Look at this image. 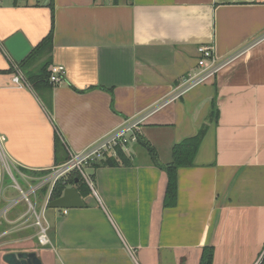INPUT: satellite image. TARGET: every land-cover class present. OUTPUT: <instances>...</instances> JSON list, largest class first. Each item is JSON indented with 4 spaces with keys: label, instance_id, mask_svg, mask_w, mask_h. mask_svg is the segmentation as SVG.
Masks as SVG:
<instances>
[{
    "label": "crops",
    "instance_id": "crops-1",
    "mask_svg": "<svg viewBox=\"0 0 264 264\" xmlns=\"http://www.w3.org/2000/svg\"><path fill=\"white\" fill-rule=\"evenodd\" d=\"M18 33L32 51L52 33L50 52L31 69L51 58L49 68H66L63 83L42 92L15 86L18 62L5 44ZM206 45L221 59L247 51L149 117L141 135L157 163L138 144L126 161L110 155L88 167L93 189L79 179L68 186L85 206L46 213L52 244L40 246L32 221L13 233L10 225L0 234V264L13 252H35L42 264H200L209 247L212 264H261L264 0H7L0 8V134L22 168L60 165L163 102L198 70L197 48ZM200 131L193 167L178 170L177 204L167 207L164 167L173 148ZM20 206L12 223L26 213Z\"/></svg>",
    "mask_w": 264,
    "mask_h": 264
},
{
    "label": "built area",
    "instance_id": "built-area-1",
    "mask_svg": "<svg viewBox=\"0 0 264 264\" xmlns=\"http://www.w3.org/2000/svg\"><path fill=\"white\" fill-rule=\"evenodd\" d=\"M6 2L7 0H0V8L4 7ZM197 51L198 70L177 83L172 94L163 102L127 120L123 125L113 129L84 150L70 153L69 158L60 165H55L43 171L22 168L6 154L4 144L7 142V138L0 134V224L6 223L16 226L11 231L13 233L25 229L32 221V225L36 230L35 236H37L40 246H50L52 244L49 236L51 226L46 213L50 209V202L54 200L52 196L58 183L72 174H78L82 181L93 189L91 179L87 173L88 167L103 161L110 155L117 156L119 151L124 155H129L131 147L138 145L142 139V127L150 119L149 117L164 106L180 100L192 89L205 85L208 81L217 77L247 50L246 48L241 49L223 59L218 57L217 50L213 45L200 46ZM13 69L15 86L26 88L29 84L18 63L15 64ZM49 71V83L52 86L56 87L64 82L67 71L63 65L52 66ZM12 189L19 192V197H8L7 193ZM40 193L42 194L41 198L38 197ZM21 204L27 207L26 213L12 223L8 218H10L12 211ZM38 207L41 209L39 212Z\"/></svg>",
    "mask_w": 264,
    "mask_h": 264
},
{
    "label": "trees",
    "instance_id": "trees-1",
    "mask_svg": "<svg viewBox=\"0 0 264 264\" xmlns=\"http://www.w3.org/2000/svg\"><path fill=\"white\" fill-rule=\"evenodd\" d=\"M117 1V0H115ZM52 34V33H51ZM51 34L45 39L41 45L35 48L29 56L25 59L24 62L18 63L21 71L23 72L27 83L31 85L37 92H42V90L47 89V91H51L54 86L49 83L50 71L48 70L49 66L52 64L51 58H49L46 62H44L37 70L31 69L32 66L38 61L41 60V57H44L50 51V46L53 42V38H51ZM205 136L204 131H200L199 134L193 137L190 140L177 144L173 148L172 154V162L164 167L168 175V187L165 196V205L167 207H174L177 204V195H178V170L180 168H190L193 167V161L195 159L196 154L198 153V148L200 143ZM140 145L145 146L146 150L149 152L150 156L154 163H157L158 156L156 151L148 144H146L145 140L142 138L139 142ZM117 157L126 161V155L119 151L117 153ZM157 165V164H156ZM79 179L77 185L84 184L82 179L78 174H72L67 179L62 180L57 184L55 192L52 196V199L61 198L65 189L68 188L69 185L76 186V180ZM83 182V183H82ZM214 260V248L209 247L204 249L203 256L201 258L200 264H212ZM264 264V258L261 262Z\"/></svg>",
    "mask_w": 264,
    "mask_h": 264
},
{
    "label": "water",
    "instance_id": "water-1",
    "mask_svg": "<svg viewBox=\"0 0 264 264\" xmlns=\"http://www.w3.org/2000/svg\"><path fill=\"white\" fill-rule=\"evenodd\" d=\"M7 51L14 57L18 63H22L29 56L32 47L27 39L18 33L6 42ZM77 180L76 182H78ZM85 203L82 200L80 193L75 188L68 187L64 190L61 198L55 199L50 202L51 209H78L83 208ZM4 260L7 264H42L41 259L35 252L23 253L13 252L6 254Z\"/></svg>",
    "mask_w": 264,
    "mask_h": 264
},
{
    "label": "rangeland",
    "instance_id": "rangeland-1",
    "mask_svg": "<svg viewBox=\"0 0 264 264\" xmlns=\"http://www.w3.org/2000/svg\"><path fill=\"white\" fill-rule=\"evenodd\" d=\"M88 172V171H87ZM25 188V187H24ZM26 189V188H25ZM12 197H19V192L17 191V190H12ZM41 196H42V194L40 193L39 194V198H41ZM20 208H22V210H25V208H24V204H21V206H20ZM26 209H27V207H26ZM41 209H40V207H38V212L40 211ZM7 228L8 229H10V228H12L10 225H8V224H3V225H1L0 226V234L1 233H3V232H7V231H9V230H7Z\"/></svg>",
    "mask_w": 264,
    "mask_h": 264
}]
</instances>
